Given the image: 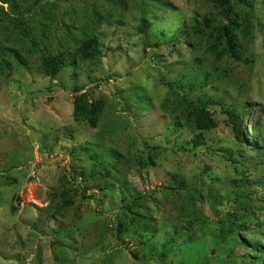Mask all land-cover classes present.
Returning a JSON list of instances; mask_svg holds the SVG:
<instances>
[{"label": "rangeland", "instance_id": "rangeland-1", "mask_svg": "<svg viewBox=\"0 0 264 264\" xmlns=\"http://www.w3.org/2000/svg\"><path fill=\"white\" fill-rule=\"evenodd\" d=\"M255 5L237 9L235 58L218 29L230 20L210 0H0V44L26 60L0 71V264H264V0ZM205 18L215 31L190 32ZM93 36L97 65L44 74L45 53ZM80 96L102 105L95 129L75 122ZM187 101L216 127L197 130ZM230 114H246L244 142ZM136 195L146 246L116 231Z\"/></svg>", "mask_w": 264, "mask_h": 264}, {"label": "trees", "instance_id": "trees-1", "mask_svg": "<svg viewBox=\"0 0 264 264\" xmlns=\"http://www.w3.org/2000/svg\"><path fill=\"white\" fill-rule=\"evenodd\" d=\"M5 4L10 3V0H2ZM216 7L222 9L226 12L227 18L230 20L228 25H223L218 28L221 38H226L227 42L230 45V53L237 57L238 50L234 49L237 43V36L235 35V30L238 28V12L237 9H245L248 11V14L254 12L256 5L255 0H210ZM144 24H140L139 29L141 32L145 33L148 20L144 17L142 19ZM197 23V19L193 21L192 28L190 27V32L194 34L200 33L203 34L207 29L215 31L217 28L210 19L205 18L204 27L201 28ZM189 29L184 28L183 32L179 35V38L184 41L186 45H188L187 39H189ZM70 49H63L59 46H56L55 51L45 53L42 57L41 68L46 74V76H50L52 80H56L57 77L65 71L67 68H76L80 67V64H93L97 65L99 61H101L102 55V46L98 38L93 36L89 39H80L79 41H74ZM24 50L22 48H16L14 46H4L0 44V71H7L12 68L11 60H15L20 65H26V60L24 59ZM79 89H77V92ZM190 108L193 109L194 113L197 116V130L203 131L208 130L209 128L216 127V121L212 118V114L207 111L206 105H198L192 102H186ZM75 122L77 123H87L91 128H96V123L98 119V115L101 113L102 105L100 103L89 104L84 101V96H80L76 98L75 101ZM246 114L240 115L238 114L235 118V122L233 119V115L230 114L231 121L233 122L234 129L236 131L237 138L244 142V136L242 132V125L244 123V118ZM118 153H114V156H117ZM139 163H142L140 161ZM152 165H155L152 162ZM172 191H175L174 189ZM86 198V197H85ZM144 197L141 195H136L133 199L126 203L125 209L131 214L129 219V224H125L126 220H122L119 218L120 226L117 228L119 234L123 233H131L132 236L135 237V240L139 243V245L146 246L149 237V230L151 222L150 220L141 214H138L134 209L140 208L143 205ZM264 200V196H263ZM71 203V201H68ZM244 210L246 213L253 212L252 208L249 206H245ZM233 216H230L232 219ZM225 224H223L222 229H224ZM230 230L235 235L237 231L242 230L241 225L236 222L230 224ZM239 244L247 246L249 243L242 242L239 240ZM172 245V242H167L164 245V251L157 252L159 256L163 258L169 254L168 248ZM262 251L261 247L253 248ZM262 253V252H261ZM246 257V256H245ZM260 259V257H255L251 259V263L262 264V262H257L256 260Z\"/></svg>", "mask_w": 264, "mask_h": 264}]
</instances>
